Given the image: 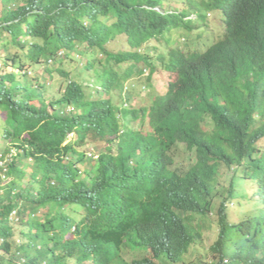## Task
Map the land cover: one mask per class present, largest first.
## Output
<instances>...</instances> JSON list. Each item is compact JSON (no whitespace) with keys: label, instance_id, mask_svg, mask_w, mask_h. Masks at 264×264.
I'll list each match as a JSON object with an SVG mask.
<instances>
[{"label":"trees","instance_id":"obj_1","mask_svg":"<svg viewBox=\"0 0 264 264\" xmlns=\"http://www.w3.org/2000/svg\"><path fill=\"white\" fill-rule=\"evenodd\" d=\"M1 2L0 40L4 34L11 35V43L25 54L1 52L8 49L7 42L0 48V108L10 111L16 121L7 137L25 148L19 161L32 157L34 170L30 175L31 171L13 161L12 180L0 185V264H71V258L86 264L90 249L94 250V264H103L108 253L117 255L129 244H153L177 208L191 210L199 201L208 212L214 211L219 196L214 194L219 161L208 160L209 154L225 159L229 167L238 166L229 187L221 186L220 196L226 193V200L245 196L236 183L251 168L252 175L259 178L264 200V149L258 144L264 138V91L258 87L264 75V0H245L238 12L239 19H247L256 11L260 19L251 23L256 30L250 32L249 42L233 35L219 44L217 53L227 69L220 75L217 89L225 92V103L221 104L218 91L177 90L172 85V107L165 109V98L155 101L150 110L153 130L147 134L130 126L138 113L143 120V107L120 108L111 96L122 88V80L134 73L129 68L122 72L119 67L126 61L132 62L131 67L149 62L146 42L168 23L182 22L187 11L180 15L145 6L163 0ZM258 4L263 16L256 10ZM201 6L210 9L219 4L218 0H201ZM120 34L128 35L131 51L107 49ZM61 50L70 59H76L74 51L85 60L93 57L92 62H84L86 70L105 53L104 67L96 69L101 88L88 91L74 84L66 99L46 102L39 80L26 70L27 63L57 59ZM9 66L19 71H6ZM67 104H73L76 111L66 112ZM208 114L217 126L205 136L200 125ZM87 124L100 126L95 132L102 140L112 142L115 134L119 141L116 156L110 148L113 155L104 152L86 177H81V165L88 164L89 158L85 151L79 153L77 146L87 138ZM31 129L30 137L23 138ZM72 129L79 133L78 138L65 144ZM178 139L198 147L199 167L190 171L172 168L174 160L168 151ZM182 176L183 186L188 184L190 189L183 199L176 191ZM71 203L83 207L80 217L69 213ZM225 204L221 200L217 210L218 232L211 246L219 256L217 264L228 256L264 264V211H251L236 223L228 220ZM42 208L46 209L44 215L38 214ZM201 237V232L196 233L193 242L198 243Z\"/></svg>","mask_w":264,"mask_h":264},{"label":"clouds","instance_id":"obj_2","mask_svg":"<svg viewBox=\"0 0 264 264\" xmlns=\"http://www.w3.org/2000/svg\"><path fill=\"white\" fill-rule=\"evenodd\" d=\"M183 1L185 3L184 7L172 6L171 0H163L161 4H155L153 6L148 4L145 5L147 8L153 9L157 12H178L180 15L182 12L187 11V13L184 17H182V22L174 23L171 26H169L170 23H168L161 33L156 34L153 38L146 42L144 48L150 57L149 62L140 61L135 63L134 67H131L132 62L126 61L123 66L119 67V70L122 72L129 68L130 70H133L134 73L132 76L124 78L120 86L122 88L117 89L111 94L114 103L120 108L140 109L143 107V120L138 113V118L131 121L130 126L137 130H142L144 134L153 130L150 110L159 97L166 99L167 107L165 109L172 107L169 104V101L172 98V95L170 94L172 85H175L177 90L181 88L186 90L203 88L211 91H218L217 88L221 85L220 75L224 74L227 69V64L224 62L222 55L217 53L220 48L219 44L228 42L233 35L240 36L244 41L249 42L250 32L252 30H256L251 26V23L260 21V19L257 18L256 11L251 18L239 19L237 17L245 0H218L219 6L212 7L210 9L202 7L201 0H193L195 2L194 5H190L188 0ZM0 4V16H2L3 4L1 0ZM196 4L198 5V8ZM256 10H258V12L262 15L260 4H258ZM203 24L207 27L206 29L210 31L209 35L205 39L199 37V45L196 48L194 47L195 45L188 46L186 44L187 38L183 36L184 33L191 31L196 34V31L199 32L203 29ZM120 37L125 38V46L120 49L112 48L111 44L117 42ZM107 49L114 53L131 51L132 48L129 43L128 35L120 34L115 40L110 41L107 44ZM20 54L24 55L25 51H22ZM65 55V51L61 50L57 59H55V57H51L49 60L35 65H29L31 63H27L26 70L30 76L39 80V83L43 88L46 102H49L52 99H66V96L68 95L67 92L74 84L80 86L82 90L84 88L88 91H92L94 88H101L99 85V78L96 75V69L99 70L104 67L103 61H105L106 58L105 53H100L99 56L96 57L97 59L95 65L90 66V69L88 70L84 69V62H92L93 57L85 60V56L76 53L75 51L72 55L76 56V59L66 58ZM66 62L73 64V69H68L65 66ZM150 62L151 65H149ZM53 64L54 66H52ZM39 65H45L44 72L35 76L32 75V71L29 67H36ZM160 67H162L170 77L164 92H157L152 80L154 74ZM14 70L15 72L19 71L17 68H14L12 71ZM55 73H58L61 76V79L56 83V86L53 82ZM91 74L93 76L90 77L89 75ZM142 76H147V81L142 86L149 89L150 103L134 106L131 103L132 96L135 93L137 79ZM258 87L264 91V75L259 78ZM218 92L220 93L218 95L221 104L225 103L222 96L225 92ZM208 99L212 101V96ZM64 108L68 113L76 111L73 104H67ZM50 111H52V109ZM0 123L2 134L0 146H3L0 150V185L5 186L12 180L13 177V175L10 174V164L13 161H16L17 164H21L24 168L31 171V175L34 170L32 168L34 159L32 157H26L23 163L19 161L20 152L22 151L25 153V148L22 147V149H20L17 144L13 143L11 139L7 137V130L14 129L16 126V121L13 120L10 111L6 112L0 108ZM216 126L217 123L214 118L211 114H208L201 122L200 128L206 136L210 134ZM99 127L100 126L95 127L87 124V138L82 145L77 146L79 153L85 151L89 158L88 164L81 165V177H86V173H89L91 171V167L98 163L103 153L107 152L105 154H109L108 150L110 148H113L112 153L115 154V156L117 155L119 138L113 134L114 136L111 139L112 142L102 140V138L98 136L100 134L95 132V129H98ZM32 131L33 129L24 132L23 138L30 137V133ZM121 133H123V131H121L120 134ZM78 135L79 133L75 129L69 131L66 135L67 140L65 144L72 142L75 139L77 140ZM96 141L104 143V148L96 150L94 147L90 146L91 143ZM260 141L258 144L262 149H264V147L260 144ZM182 146L184 150L183 159H181L180 152ZM91 148L94 150H90ZM197 150L198 147L191 146L186 139H178L168 151L169 157L171 160L172 158L174 160V166H172V168H181L182 170L190 171L195 166L199 167L202 160L200 159V154L197 155ZM113 154L110 153L109 155ZM208 156V160L212 158L219 161V169L217 173L218 182L215 184L214 194L218 193L219 196L217 197V200H220V202L216 200L217 206L214 207V211L208 212V210L205 209L206 207L204 203L199 201V203L196 202L192 204L193 207L191 210H183L181 209L182 207L177 208L175 210L176 213L171 214L170 223L164 230H162V233L156 242L153 244H129L120 250L117 255L113 256L108 253L104 261L101 260L103 264H206L204 261L206 253H202L200 247L204 244V231L207 226L211 225L213 215L217 216L216 222L218 223L219 215L217 210L221 204V200L226 201L225 208L228 213V220H230V212L228 210L230 202H233V204L235 203L240 211L238 215L241 216V219L239 221L230 220L231 222H241L251 211H254L256 214L264 211V200L261 201L262 187L259 178L252 175L251 168L247 169L248 172L242 176V178L238 177L236 183L237 187L244 189L245 196H236L226 200L224 197L225 195L227 196V194L225 193L223 196H220V188L221 186H226L227 188L229 187L230 177L231 175H234L238 166L233 165L229 167L225 159L211 157V154ZM69 157H73V155H70ZM223 177H225L224 180ZM29 179L30 178L28 177V180ZM184 181L185 178L182 176L179 179L176 188V191H179L182 199L190 192L188 184L183 186ZM250 188H252V190ZM81 200L82 199H80V202ZM173 204L174 202L170 205L173 206ZM78 205L79 203H71L68 206V211L69 213L71 212L73 217L77 215L80 217L84 211L83 207ZM40 213L44 215L46 213V209L42 208L38 214ZM15 215L16 211H13V216ZM198 232L202 233V237L198 243H195L193 242V236ZM85 250L86 252L89 251L86 247ZM93 252L94 250L90 249V259L86 261V264H94L95 256L93 255ZM132 252H136L137 257L132 259ZM209 253H211L213 257L211 264H217L219 256L212 251L211 247ZM238 259L239 257L228 256L219 264H249L245 259ZM22 260H24V257ZM75 262H77L75 258H71L70 263L78 264Z\"/></svg>","mask_w":264,"mask_h":264},{"label":"rangeland","instance_id":"obj_3","mask_svg":"<svg viewBox=\"0 0 264 264\" xmlns=\"http://www.w3.org/2000/svg\"><path fill=\"white\" fill-rule=\"evenodd\" d=\"M171 5L174 7H184L185 3L183 0H171ZM0 10H1V4H0ZM195 16V15H194ZM203 23V22H200ZM207 27L203 24V29H201L199 32L196 31V34L194 32L191 31H187L186 33H184V37L187 38V42L186 44L188 46H193L196 48L199 45V37H202V39H205L208 35H209V30L206 29ZM4 42H7L8 45V49L7 50H1V52L4 51V53L8 54L10 51L12 53H22V51L19 49V47H17L16 45L11 43V35L7 34L2 37V39L0 40V48L4 45ZM125 38L124 37H120L118 39L117 42L112 43L111 47L114 49H120L123 46H125ZM204 49V48H203ZM194 50V49H193ZM49 63V62H48ZM47 64V63H46ZM29 65H33V64H29ZM54 66V64L52 65ZM65 66L68 69H73V64H71L70 62H66ZM44 67L45 65H39L36 67H29V69L32 71V75H38V74H42L44 72ZM14 68L12 66H9L7 68L6 71H12ZM18 71V70H16ZM90 77L93 76L92 74L89 75ZM61 79V76L58 73L54 74V78H53V82L56 86V83ZM170 77L169 74L162 68L160 67L158 69V71L154 74L152 80H153V85L155 87V90L157 92H164L166 90V86H167V82L169 81ZM147 81V76H142L139 79H137V85H136V89H135V93L132 96V101L131 103L134 106H140V105H145L150 103V97H149V89L148 88H144L142 85L145 84ZM120 100V99H119ZM1 123H0V139H1ZM260 144L264 147V139H262L260 141ZM91 147H94L96 150H100L104 148V143L102 142H93L90 144ZM2 145L0 146V150L2 149ZM90 150H94V149H90ZM181 159H183L184 157V150H183V146L181 147ZM226 177V175H225ZM225 177H223V180L225 179ZM227 183V182H226ZM252 190V188H250ZM218 202H220V200H217ZM229 212H230V220H236L239 221L241 219V216L238 215L240 213V211L238 210L236 204L233 202H230V206H229ZM238 215V216H237ZM217 221V216L213 215L212 216V220H211V225L207 226L205 228L204 231V244L200 247V250H202V253H206V256L204 257V261L206 264H211V261L213 260L212 254L209 253L210 251V247L213 244V242L215 241L216 237H217V232H218V223ZM208 252V254H207ZM137 253L136 252H132L131 258H135Z\"/></svg>","mask_w":264,"mask_h":264}]
</instances>
